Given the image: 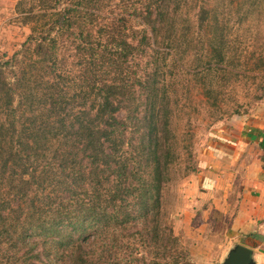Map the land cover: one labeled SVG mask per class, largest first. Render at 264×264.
I'll return each instance as SVG.
<instances>
[{
    "label": "trees",
    "instance_id": "trees-1",
    "mask_svg": "<svg viewBox=\"0 0 264 264\" xmlns=\"http://www.w3.org/2000/svg\"><path fill=\"white\" fill-rule=\"evenodd\" d=\"M33 1L37 35L23 45L21 62L31 69L9 73L19 64L15 55L0 62V189L7 187V198L0 194V264H35L38 245L48 241L72 248L68 264H195L163 226L162 193L183 141L163 69L154 63L138 74L130 62L150 58V42H175L169 7L182 0ZM136 19L137 43L128 26ZM64 37L79 59L74 76L58 67ZM37 66L41 75L32 81ZM60 77L75 84L72 91ZM40 86L48 93L33 107ZM190 143L181 149L190 153ZM137 226L140 243L128 233ZM90 239L102 249L98 257L84 251ZM139 245L151 255L138 258Z\"/></svg>",
    "mask_w": 264,
    "mask_h": 264
},
{
    "label": "rangeland",
    "instance_id": "rangeland-1",
    "mask_svg": "<svg viewBox=\"0 0 264 264\" xmlns=\"http://www.w3.org/2000/svg\"><path fill=\"white\" fill-rule=\"evenodd\" d=\"M36 3L0 0V62L14 55L19 60L9 73L21 72L22 66L28 68L21 63L27 50L23 45L30 36L37 35L32 28L38 23L28 12ZM169 12L176 20L175 42L160 44V48L150 42V58L130 60L138 74L154 63L162 66L161 82L171 97L173 128L183 137L179 158L170 169L162 193L163 226L172 229L192 263L221 264L235 242L229 231L233 208H228L219 196L224 183L213 180L218 167L208 161V156L206 164L205 155L225 137V130L236 128L234 121L257 115L264 108V0H182L180 4L172 2ZM128 26L138 37L134 40L137 43L139 21L132 20ZM57 58L60 70L71 76L79 74V59L66 37L58 44ZM31 72L32 81L41 75L38 66ZM9 73L7 80L13 82ZM58 80L62 87L73 90L75 84L71 80ZM38 93L41 100L35 101L33 107L43 103L48 91L40 86ZM26 116L32 117L30 112ZM188 143L192 145L190 153L181 149ZM49 155L46 150L45 156ZM6 188L0 189L3 200L7 198L3 195ZM17 205L15 200L10 208ZM9 209L3 213L8 214ZM139 229L140 226L129 228L130 241L140 243V236L135 234ZM57 238L54 236L53 240ZM71 249L49 241L43 247L39 244L34 263L68 264L66 256ZM101 250L96 240L84 244L89 256L98 257ZM136 254L140 259L151 255L140 245ZM2 256L0 253V263L4 261ZM121 258L127 255L122 254Z\"/></svg>",
    "mask_w": 264,
    "mask_h": 264
},
{
    "label": "crops",
    "instance_id": "crops-1",
    "mask_svg": "<svg viewBox=\"0 0 264 264\" xmlns=\"http://www.w3.org/2000/svg\"><path fill=\"white\" fill-rule=\"evenodd\" d=\"M233 123L236 128L225 130L205 163L208 156L218 167L213 180L224 183L218 194L233 208L229 231L234 245L251 249L255 264H264V108Z\"/></svg>",
    "mask_w": 264,
    "mask_h": 264
},
{
    "label": "water",
    "instance_id": "water-1",
    "mask_svg": "<svg viewBox=\"0 0 264 264\" xmlns=\"http://www.w3.org/2000/svg\"><path fill=\"white\" fill-rule=\"evenodd\" d=\"M221 264H255L253 251L239 244L233 245Z\"/></svg>",
    "mask_w": 264,
    "mask_h": 264
}]
</instances>
